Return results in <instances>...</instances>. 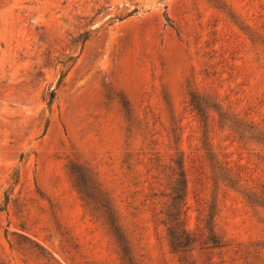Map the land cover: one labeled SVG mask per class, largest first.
I'll return each mask as SVG.
<instances>
[{
    "label": "rangeland",
    "instance_id": "1",
    "mask_svg": "<svg viewBox=\"0 0 264 264\" xmlns=\"http://www.w3.org/2000/svg\"><path fill=\"white\" fill-rule=\"evenodd\" d=\"M263 25L264 0H0V263L179 264L160 222L172 171L153 160L183 157L192 231L204 148L264 182V137L216 118L204 144L189 102L211 94L264 131ZM241 189L216 191L227 260L264 239V198Z\"/></svg>",
    "mask_w": 264,
    "mask_h": 264
},
{
    "label": "trees",
    "instance_id": "2",
    "mask_svg": "<svg viewBox=\"0 0 264 264\" xmlns=\"http://www.w3.org/2000/svg\"><path fill=\"white\" fill-rule=\"evenodd\" d=\"M264 26V25H263ZM249 28V26L247 25ZM190 105L199 117L200 126L202 129V142L205 144L209 128L212 127L214 120L222 124V127L230 130L238 140H241L249 133H255L264 137V131L257 125L240 117L238 113L223 107L214 96L202 91L193 90L190 93ZM125 109V105H123ZM128 113V111H126ZM221 126V125H220ZM208 157L205 163L200 166L197 182L199 192L196 198L197 203V220L198 226L192 231L187 225L186 197L188 195L189 181L186 169L184 168L183 157L179 160H174L176 168L172 165L167 166L161 163L158 157L153 160V169L157 172L156 178L160 177L165 169H170L172 175V185L168 193V199L161 211L160 222L166 231V239L171 252L177 255L179 264H196L195 260H191L188 256L190 250L199 249L208 250L209 253L213 250H218L220 260H214V255H208L204 264H264V239L239 242L232 247V256H223V250L228 248L231 243L227 242L219 233L216 227L215 217L219 212L218 202L216 200V191L220 186L240 187L241 194L248 201V198H264V182L248 185V180L245 178L241 167L233 168L228 161H223L215 152H211L210 148H204ZM79 193L82 195L90 211L91 195L87 191L81 189L78 181H75ZM206 190H209V199H206ZM204 194V195H203ZM120 238V236L118 235ZM117 238V242L118 241ZM119 251L123 255H127L126 246L119 243ZM212 254V253H211ZM223 256V257H222ZM1 264V263H0Z\"/></svg>",
    "mask_w": 264,
    "mask_h": 264
}]
</instances>
